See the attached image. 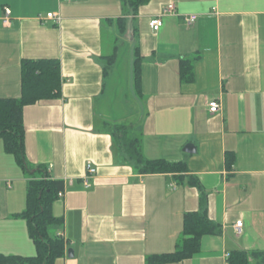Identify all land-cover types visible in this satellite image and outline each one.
I'll return each instance as SVG.
<instances>
[{"label": "crops", "instance_id": "1", "mask_svg": "<svg viewBox=\"0 0 264 264\" xmlns=\"http://www.w3.org/2000/svg\"><path fill=\"white\" fill-rule=\"evenodd\" d=\"M172 2L177 15L153 32L150 20ZM190 15L198 19L188 25ZM42 59L60 61L61 94L25 108V152L32 170L46 167L64 183L52 233L66 248L55 264H148L173 253L202 199L222 233L177 264L264 251V0H149L137 10L126 0H0V99L20 98L22 61ZM115 124L142 136L147 160L183 162L188 172L140 174L116 144ZM88 162L97 174L86 189ZM31 179L0 138V255L37 253L20 216Z\"/></svg>", "mask_w": 264, "mask_h": 264}, {"label": "trees", "instance_id": "2", "mask_svg": "<svg viewBox=\"0 0 264 264\" xmlns=\"http://www.w3.org/2000/svg\"><path fill=\"white\" fill-rule=\"evenodd\" d=\"M128 5L137 10L149 0H126ZM123 20L118 24L123 27ZM113 60V57H111ZM140 62V60H139ZM136 62V80H139L140 64ZM188 70V71H187ZM191 72V64L185 65L182 74ZM22 94L16 99H0V138L7 154L15 158L16 163L26 175L31 176L27 187V207L20 215L28 223L30 237L37 253L34 257L0 255V264H55L65 254V240L52 233L55 226L61 225L53 214V205L59 199V192L64 190V183L51 179L46 167L32 170L25 152L24 110L41 100L56 98L61 94V64L56 59L23 60L21 64ZM112 131L119 148L127 160L143 175L173 174L188 172L183 162L166 160H147L143 151L140 134L132 132L130 126L112 125ZM234 156L227 159V168L232 171ZM34 171V172H32ZM179 178V177H177ZM198 186L197 183H193ZM222 228L214 223L207 214L204 199L201 209L188 212L184 216V228L177 249L173 253L151 256L148 264H177L191 259L201 250L202 238L206 235H220ZM229 264H264V251L235 250L230 253Z\"/></svg>", "mask_w": 264, "mask_h": 264}, {"label": "built area", "instance_id": "3", "mask_svg": "<svg viewBox=\"0 0 264 264\" xmlns=\"http://www.w3.org/2000/svg\"><path fill=\"white\" fill-rule=\"evenodd\" d=\"M61 2H65V3H69V2H73L75 0H60ZM167 15H177V6L174 2L170 3L169 5H167L160 14H158L157 16H154L149 23V26L151 28V30L155 33H158L161 28L163 27L164 24V18ZM11 16H12V12L10 10V8H4V19H3V24L5 26H10L11 24ZM47 18L50 20L55 21L57 24H59L62 19L61 16L59 14H54V13H49L47 15ZM185 21L187 22L188 25L190 24H194L197 19L198 16L197 15H190V16H185L184 17ZM221 109V104L218 100L212 101L209 103V111L212 114H216L220 111ZM97 174V169L93 166L92 162H88L86 164V174L83 176L82 181L84 184V187L86 189H89L91 187V180L94 178V176H96ZM59 198H62L64 196L63 192H59ZM244 231V223L243 220H238L235 224H234V233L236 234V236H241L243 234ZM59 237H63L61 234H59ZM226 258V264H229L228 260L230 258V254L227 253L225 255Z\"/></svg>", "mask_w": 264, "mask_h": 264}, {"label": "water", "instance_id": "4", "mask_svg": "<svg viewBox=\"0 0 264 264\" xmlns=\"http://www.w3.org/2000/svg\"><path fill=\"white\" fill-rule=\"evenodd\" d=\"M69 253H71V251L69 252ZM73 256H72V254L70 255V258H72Z\"/></svg>", "mask_w": 264, "mask_h": 264}]
</instances>
